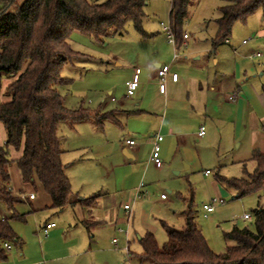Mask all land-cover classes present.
Here are the masks:
<instances>
[{"label": "crops", "instance_id": "obj_1", "mask_svg": "<svg viewBox=\"0 0 264 264\" xmlns=\"http://www.w3.org/2000/svg\"><path fill=\"white\" fill-rule=\"evenodd\" d=\"M163 31L168 42L165 39L157 40L155 34L147 33L150 37L142 36L145 41L150 42L145 48L146 51L131 59L119 56L116 52L105 51L99 54V58L82 53L80 57L99 61L100 74L93 75V78L102 85L104 83L101 89L95 91L94 100L99 104L97 109H94L95 104L94 110L84 106L80 108L113 115L101 129L93 122L75 126H83L82 130L91 137V149L99 148L106 153L99 158L104 165L107 159L110 168V174L104 176L105 178L112 174L116 176L118 170H127L124 178V183L127 182L126 190L123 191L121 205L132 202L134 209L131 217L129 218L126 212L127 219L121 218L120 215L109 217L100 210L96 212L99 206L103 207L102 200L109 195L104 188L99 190V184L91 176L81 175L78 183L82 185V190L74 193V183L69 176V170L75 163L87 160L85 154L90 146L77 144L75 151L79 156L72 162H64L65 153L69 151L63 148L65 138L61 134L64 152L61 159L67 166L66 174L70 179L74 198L82 200L99 194L94 206L95 211L92 213L93 220L98 224L91 234L87 232L82 224L86 218L85 209L80 204L71 209L80 206L81 216L76 219H59V226L56 222L45 220L46 218L41 222L35 217L26 227L11 222L20 238V244L5 243L3 247L6 249L5 245L9 244L11 249H7L8 258L0 261V264H148L139 258L143 253L140 241L146 233L151 232L155 236L157 232V227L148 222L145 212L150 204L151 189L157 186V182L166 184V174L171 171H179V174L184 165L187 170L192 169L193 165L198 163L195 153L200 161L203 158L222 167L221 150L217 151L215 157L209 152L210 147L220 149L224 144V153H227L237 144L239 149L244 145L245 154L248 153V156L244 154L233 160L234 164L242 165L243 170L244 166L247 167L245 162L251 160L254 151L262 152L258 140L264 134V59L250 63L248 55L239 50L240 46H234L230 39L220 44L221 46H214L212 41L206 43L202 49L195 50L188 44L189 37H183L180 44L174 47L169 42L164 28ZM124 37L116 36L107 41ZM107 41L101 46L109 47ZM242 44L247 45L244 41ZM260 46L256 43L254 48ZM254 54L256 53L249 58H253ZM163 65H171V74L179 75L176 82L171 75L167 77L164 94L159 90L160 79L157 74L158 68ZM137 68L141 70L140 85L133 96H128L127 83ZM261 72L263 74L259 77ZM232 96L234 99L230 100ZM86 125L88 127H85ZM201 127H205L203 137L198 136ZM158 134L164 138L161 142L160 155L164 162L161 168H157L151 161L152 142ZM129 139L134 140L136 144L128 145L126 141ZM125 150L128 151L129 157L123 154ZM21 156L20 152L18 158ZM252 166L253 170L255 165ZM141 185V197L136 199ZM173 191H169V194ZM26 200L33 202V209L38 207L36 195L35 199L31 200L28 196ZM161 200L163 203H174L169 197ZM191 200L184 199L183 214ZM44 203H47V199ZM106 219L114 220L112 226H106ZM21 222L27 223V218ZM48 224L55 226L43 236V228ZM123 225H127L125 231L119 228ZM107 231L110 232L108 241L105 239L106 235H103ZM116 234H121L123 239L120 247V244H113V240L117 238L112 236ZM14 246L17 249L15 253L12 252ZM126 247L129 248V256L124 251ZM133 247H136L139 253L131 251Z\"/></svg>", "mask_w": 264, "mask_h": 264}, {"label": "trees", "instance_id": "obj_2", "mask_svg": "<svg viewBox=\"0 0 264 264\" xmlns=\"http://www.w3.org/2000/svg\"><path fill=\"white\" fill-rule=\"evenodd\" d=\"M216 20L217 35L213 45L224 43L237 22L246 21L261 11L264 0H223ZM147 0H0V91L2 79L13 81L6 89L9 102L0 103V122L6 131V142L0 146V202L12 213L0 220V261L8 258L5 243L20 244L11 222L24 220L16 211L23 199L14 195L10 186V167L16 162L25 183L37 179L50 196L51 209L62 212L80 204L86 218L82 224L91 234L98 224L92 213L99 195L75 199L66 165L62 162L60 125L93 122L96 127L112 119L113 113L79 108L70 110L58 87L71 80L62 76L64 67L82 54L74 50V35L79 34L98 45L112 37H123L128 24H134L143 37H150L143 27ZM196 0H171L170 25L180 44L181 30ZM22 150V156L10 159V150ZM254 169L244 166V176L217 180L240 199L264 189V153L254 151ZM197 210L192 200L184 212L185 225L175 229L162 223L167 241L160 247L154 234L141 239L148 264H264V205L253 211L256 230L235 226L225 234L228 243L223 254L213 252L196 221Z\"/></svg>", "mask_w": 264, "mask_h": 264}, {"label": "rangeland", "instance_id": "obj_3", "mask_svg": "<svg viewBox=\"0 0 264 264\" xmlns=\"http://www.w3.org/2000/svg\"><path fill=\"white\" fill-rule=\"evenodd\" d=\"M21 1L22 0H20V2ZM224 5L225 2L223 0H196L195 6L190 10L189 19L185 22L181 30L182 36L188 35V44L191 48L195 50L202 49L206 43H212V41L216 39V20L220 17L219 10ZM171 6V0H147L145 7L146 17L143 21V27L146 33H153L157 40L165 39L166 42H168L167 35L163 31V28L170 26L169 15ZM1 8L2 6L0 5V9ZM124 36L123 39L116 38L107 41L110 46L105 47L96 44L86 37L75 34L73 47L75 51L96 58H99V54L105 51L116 52L119 56L131 59L138 54H144L146 51L145 48H147L148 43H150L145 41L142 35L136 31L132 23L128 24L126 27ZM229 39L234 46H240L239 50L244 51L245 54L248 55L250 63L262 61V59H264V17L262 12L258 11L251 16L246 23L237 22L233 27L232 35ZM243 41H247V45H243ZM256 43L261 46L254 48ZM141 45L143 46L140 47ZM257 52H260L262 56L249 58L250 55ZM100 66L98 60L79 58L75 60L73 64H67L64 67L62 76L70 79L71 82L69 85L59 86L58 89L64 97L65 106L68 109L77 110L82 106L90 107L92 110L97 109L99 104H96L94 100L95 91L101 89L104 83L102 85L101 82L93 78V75L100 74ZM262 72L258 74L259 77L263 74ZM12 81L13 80L10 78L3 77L0 91V103L10 101V98L6 96V89ZM94 104L96 105L95 108L93 107ZM60 126V132L65 138L63 148L69 151L65 153L63 158L64 162H72L79 156V153L75 151L77 144L90 146V148H87L85 154L87 160L85 162L75 163L69 170V176L74 183V193L82 190V185L78 183L80 176H91L96 180L95 182L99 184V190L104 188L109 195L107 196L108 198L102 200L103 204L101 206L103 207L101 208L99 206L96 212L100 210L104 215H109V217L120 215L121 218L125 217V219H127L123 206L125 204H130L134 207L132 202L129 203L130 201L121 205L124 198L123 191L126 190L125 184L127 182L124 183V178L127 170H118L116 176L112 174L110 177L105 178L110 174V168L107 159H105L106 166L99 161V158L105 156L106 153H103L99 148L91 149L93 145L90 140L91 137L82 130L83 126L77 125L75 129H73L74 127L71 128L68 123H63ZM85 127L88 126L86 125ZM5 139L6 131L3 124L0 122V146L5 145ZM258 142L260 143L259 149L264 153V134ZM238 147V144L231 147L230 151L227 153H224V144L220 149L219 147L218 149L217 147H210L208 149L215 157L217 156V151L219 152V150H221L220 159H222V167H219L218 164H214L215 162L211 163L205 161L203 158L200 161L198 154L194 152L198 163H196L195 166L193 165L192 169L187 170L184 165L183 171L179 174H177L179 171L168 172L165 176L168 182L166 184L157 182V186L151 189L150 204L147 205L145 212L148 222L157 227L155 238L160 247L164 246L167 241V234L162 223L175 229H182L185 225V216L183 214L185 206L183 201L186 198L191 200V197L194 202V207L198 211L196 214V221L201 227L211 250L216 254H223L225 252L228 243L224 236L226 233L231 232L235 226L239 228H248L252 231L256 230L253 211L257 208L259 203L264 205V189L259 193H252L243 198L236 199L234 198V194L228 191L217 180V176L227 179L241 178L244 176L243 166L233 163V160H237L239 156H244L245 154L244 145L243 148L239 149ZM20 152L22 154V150H15L12 148L10 150V159L16 160L18 156H20ZM245 155L248 156V153ZM245 164L251 172L254 162L248 159ZM207 170L210 172L209 175L205 174ZM10 177V186L14 195L23 199L22 203L17 204L16 211L20 215H25L27 218V223L21 222V220H15L14 222L12 221L13 224L26 227L31 223L32 218L35 217L38 218L39 221L41 220V222L46 218L45 220L56 222L59 226V219L64 217L76 219L77 216H81L82 209L80 206L74 210L68 208L62 213L51 209L50 196L45 192L42 184L37 179L32 183H25L16 162H13L10 167ZM89 182H91V180ZM171 190L174 191L172 194H169ZM32 193L38 197V207L36 209H33V202L25 201V198ZM162 193L172 198L174 203H163L161 200ZM45 199H47V203H44ZM204 205H212L214 207V211L207 217L204 215ZM244 214H250L251 219L244 220ZM5 217L10 219L12 213L0 202V220H3ZM106 221L107 227L112 226L114 222L112 219H106ZM119 228L125 231L127 225H123ZM103 235H106L105 239L108 241L110 232H104ZM112 237L117 238L120 247L123 240L121 234H116ZM135 239L137 242L136 237ZM16 250L14 246L12 252L15 253ZM131 251L139 253L136 247H133Z\"/></svg>", "mask_w": 264, "mask_h": 264}, {"label": "built area", "instance_id": "obj_4", "mask_svg": "<svg viewBox=\"0 0 264 264\" xmlns=\"http://www.w3.org/2000/svg\"><path fill=\"white\" fill-rule=\"evenodd\" d=\"M164 29L168 34L169 42L173 45H176V37H175V34L172 30L171 25L169 27H164ZM187 38H188V35H184V39H187ZM244 43H247V41H244ZM261 56L262 55L260 53H256L253 55V57H261ZM175 57H177V55ZM140 74H141V70L139 68L135 69V73H134L132 79L127 83V95L128 96H133L136 93V91L138 90L139 85H140ZM157 74H158V77L160 79L159 90L162 94H164L166 92V79L169 75H171L173 81H175V82L178 81V78H179L178 74H176V73L171 74V65L160 66L158 68ZM232 99H234L233 96L230 97V100H232ZM204 135H205V127H201L198 136L203 137ZM163 140H164L163 136L158 134L154 137L153 142H152L153 150H152V154H151V161L154 163V165L157 168H161L164 164V162L161 158V155H160V153H161V142ZM126 142L130 146H134L136 144L135 141L132 139H129ZM209 173L210 172H206V174H209ZM142 188H143V185H141L140 189L137 191L136 199L141 197V189ZM161 198L165 200L167 198V195L163 194V195H161ZM29 199H31V200L35 199V194H31L29 196ZM123 208H124V211L126 212L127 216L130 218L131 214H132L133 207L130 204H125L123 206ZM203 210L205 212V214H204L205 217H207L209 214H211L214 211V207L212 205H204ZM243 218L245 220H249V219H251V215L245 214ZM54 226H55V224L46 225L43 228V233H42L43 236H45L48 233V231L51 228H53ZM113 244H114V246H118V244H119L118 240L114 239ZM5 247L8 250L11 249V246L9 244L5 245ZM124 251L129 256V254H130L129 248L126 247L124 249Z\"/></svg>", "mask_w": 264, "mask_h": 264}, {"label": "water", "instance_id": "obj_5", "mask_svg": "<svg viewBox=\"0 0 264 264\" xmlns=\"http://www.w3.org/2000/svg\"><path fill=\"white\" fill-rule=\"evenodd\" d=\"M123 154H124L126 157H129V156H130L127 150H125V151L123 152Z\"/></svg>", "mask_w": 264, "mask_h": 264}]
</instances>
